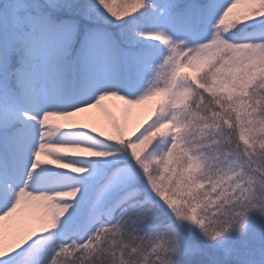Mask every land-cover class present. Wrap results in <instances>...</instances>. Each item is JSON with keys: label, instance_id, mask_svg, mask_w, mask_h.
I'll return each mask as SVG.
<instances>
[{"label": "snow or ice", "instance_id": "snow-or-ice-1", "mask_svg": "<svg viewBox=\"0 0 264 264\" xmlns=\"http://www.w3.org/2000/svg\"><path fill=\"white\" fill-rule=\"evenodd\" d=\"M0 264H264V0H0Z\"/></svg>", "mask_w": 264, "mask_h": 264}, {"label": "rangeland", "instance_id": "rangeland-1", "mask_svg": "<svg viewBox=\"0 0 264 264\" xmlns=\"http://www.w3.org/2000/svg\"><path fill=\"white\" fill-rule=\"evenodd\" d=\"M134 111L137 112L140 116H143L146 114V112L142 109H135Z\"/></svg>", "mask_w": 264, "mask_h": 264}]
</instances>
